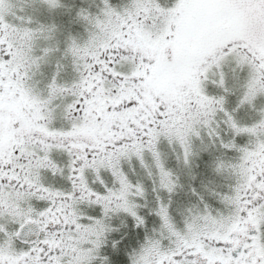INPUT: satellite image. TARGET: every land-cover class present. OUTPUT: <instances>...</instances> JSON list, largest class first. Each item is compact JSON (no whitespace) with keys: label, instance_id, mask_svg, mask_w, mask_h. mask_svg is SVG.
<instances>
[{"label":"snow or ice","instance_id":"snow-or-ice-1","mask_svg":"<svg viewBox=\"0 0 264 264\" xmlns=\"http://www.w3.org/2000/svg\"><path fill=\"white\" fill-rule=\"evenodd\" d=\"M0 264H264V0H0Z\"/></svg>","mask_w":264,"mask_h":264}]
</instances>
